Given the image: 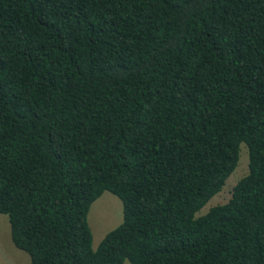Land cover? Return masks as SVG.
<instances>
[{
  "label": "trees",
  "instance_id": "obj_1",
  "mask_svg": "<svg viewBox=\"0 0 264 264\" xmlns=\"http://www.w3.org/2000/svg\"><path fill=\"white\" fill-rule=\"evenodd\" d=\"M0 214L30 264H264V0H0Z\"/></svg>",
  "mask_w": 264,
  "mask_h": 264
},
{
  "label": "rangeland",
  "instance_id": "obj_2",
  "mask_svg": "<svg viewBox=\"0 0 264 264\" xmlns=\"http://www.w3.org/2000/svg\"><path fill=\"white\" fill-rule=\"evenodd\" d=\"M248 172V151L244 143L240 144L239 160L234 171L225 180L221 190L195 213L202 215L214 205L222 204L231 197L234 184ZM122 202L109 191H104L94 200L87 214V221L92 233V247L95 249L109 230L122 222ZM0 264H30L29 256L15 247L10 238L9 222L6 214H0ZM123 264H130L125 261Z\"/></svg>",
  "mask_w": 264,
  "mask_h": 264
}]
</instances>
